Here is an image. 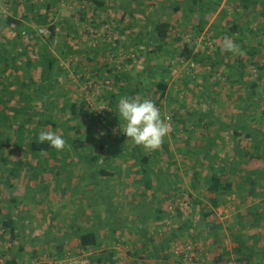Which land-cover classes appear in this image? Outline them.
Listing matches in <instances>:
<instances>
[{"label": "rangeland", "instance_id": "obj_1", "mask_svg": "<svg viewBox=\"0 0 264 264\" xmlns=\"http://www.w3.org/2000/svg\"><path fill=\"white\" fill-rule=\"evenodd\" d=\"M95 1L103 6H97L89 0H0V53L8 57L5 63L0 58V95L4 92L0 111L9 114L13 106L40 105L33 93L32 101L23 102L20 99L21 92L31 93L32 88L19 85L27 84L28 80L21 71L10 65L14 55L18 56L17 60L25 59V56L19 57V54L26 43L31 45L36 42L34 49L37 51L39 46L46 45L48 56L56 59L52 71V79L56 84L52 93L59 94V101L60 98L67 97L75 104H86L81 109L82 114L76 119L77 122L83 119L81 134L85 132L87 135L84 134L82 140L85 145L91 139L96 141L94 153H98L101 140L113 146L111 154L106 157L102 155L94 169L105 168L114 174L107 177L109 180L98 175L95 176L96 179L93 178L89 172L92 165L79 156L85 155V151L75 152L72 147H66L57 153L56 159L34 154L28 147L31 138L27 134L20 136L16 124L12 122V126L5 127L0 125V206L14 196L20 200L17 204H20L19 209L22 210L15 217L14 206H2L3 213L10 209L16 218V224H22V228L16 231L21 238L16 239L14 244H11L8 232L0 228V264H6L16 254L15 264H89L86 257L92 252L85 254L80 250L72 229L97 223V216L93 215H104L103 209L106 208L116 209L118 212L120 204L125 207V213H121L122 218L131 219L136 213L130 211V208L139 206L135 205L137 202H149L147 209L163 208L170 212L169 217L162 221L149 220L145 223L149 234H169L180 226L181 222L178 223V220L187 218L191 221L188 232L172 239V263L189 264V261L180 257L187 250L192 255V264H223L232 260L220 249L224 248L230 231L242 232L235 225L237 221L233 225L231 220L238 218L242 209L247 206L238 195L247 193L249 185L238 189L233 187L228 195L221 194L219 200L223 202L204 221L199 212L202 206L193 204V198L202 200L206 207L210 206L202 198V179L216 173L221 167L233 168L232 175L225 176L226 180H232L234 186L237 178L247 180L254 177L250 172L264 171V160H254L252 156L255 154L250 146L252 141L258 140L254 137V132H264V0H251L247 8H243L246 3L244 0H217V5L216 0H203L202 7L207 9L213 5L211 13L200 7H193L188 11L185 7L188 6L187 0ZM47 4L51 5L46 7ZM30 5H33L32 10H28ZM177 6L180 8L175 10ZM129 9L136 11L130 14ZM37 16H46L47 21L38 22ZM149 16L153 19L160 16L161 21L169 24L167 35L171 40L164 47L166 52L154 54L155 45L147 43L145 17ZM7 17L20 20L22 25L19 29L13 24L4 25ZM202 21H205L204 27L199 32L198 23ZM233 25L238 32L236 30L234 34L228 35L229 28L234 27ZM48 27L54 28L49 42L47 40L50 36L38 35L39 29L47 30ZM24 28L37 33L36 40L29 39ZM224 36L240 45L245 55L222 51ZM241 40L245 42L242 43ZM250 40L258 48L253 57H250L248 50H244L252 43ZM11 41L12 45L8 44ZM134 42L138 46L129 49V43ZM115 43L125 44V49L120 47L113 53L109 46ZM104 46L105 50L102 51L100 48ZM32 48L30 46L28 49L29 57L34 59L35 51ZM92 49L98 51L93 54ZM1 50H7V53ZM140 52L144 54L141 55ZM87 57H93L92 61H88ZM144 59L148 62V67L143 63ZM235 60L242 61L241 74L228 77L227 73L233 70L230 66L235 67ZM106 63L108 65L105 67ZM33 76L35 82H38V71ZM117 77L120 79H116ZM160 80L166 84L163 94L156 89V83ZM251 84H255L253 89H250ZM122 89L125 90L122 92ZM111 94L116 96L113 99L115 105L109 103ZM122 96L151 99L161 110L162 117L172 118L169 121L172 131L159 150L149 151L142 146L138 148L143 156L150 158L149 168L153 173L149 178L155 180L159 176L162 180L166 175L163 181L165 178L172 180L171 186L175 187L179 197L176 195L172 199H166L165 194L158 192V196L163 198L162 202L150 203L151 192L148 191L143 196V185L134 182L141 175L133 173L139 168L135 159L137 154L131 152L136 145L123 133L124 121L120 118L117 107ZM54 105L57 108L53 110L52 120L57 122L56 127L62 126L61 122L69 118L70 114L60 110L61 103L58 101ZM37 120L38 117H33L31 128ZM75 121H69V125ZM221 123L232 128H225ZM49 128L52 130V126L43 124L39 131ZM61 129L58 127L53 131L61 135ZM233 131L237 132V136ZM73 133L70 132L69 135L74 140L81 136ZM246 133L251 136L246 137ZM212 141L214 144H210ZM261 149L263 148L258 149L259 153L264 152H260ZM246 152L249 157L244 155ZM41 160L46 164L39 162ZM20 161L23 165L11 174L14 164ZM62 161L70 165L69 170L57 175ZM26 164H40L46 169L33 178ZM195 174H198L196 181L200 184L192 183ZM41 182L49 185L47 190L38 185ZM192 185H195L194 189ZM37 186L40 188V195L35 202H31L28 200L29 195ZM94 188L101 191L102 196H107L112 190V202L104 201L105 198L101 199L103 201L92 198L90 193L96 191ZM89 191L91 192L87 194ZM160 191L163 192L162 189ZM125 192L131 195H120ZM251 197L259 202L253 206L258 211L263 210L264 203L261 205V202H264V179L257 183ZM89 204L93 205L89 207ZM178 211L181 216L177 218ZM18 217L22 218L21 222L17 220ZM124 223L126 227H116L115 231L110 230V227L99 230L100 239L105 245L102 247L114 251V258L119 264H130L132 261H136V264H155L154 260L146 257L142 260L132 257L138 235L130 221L126 219ZM241 223L243 226L248 222ZM207 224L212 226L210 233L213 238L205 236L206 232L203 230ZM22 236L25 238L22 239ZM47 240L50 241L49 244L43 242ZM60 242L63 244H59L62 254L57 255L55 246ZM34 245L42 248V252L38 257L31 258V247ZM10 246H13L11 254L5 253ZM19 246H23L22 253L16 252ZM219 255H224L222 262L216 263L215 259Z\"/></svg>", "mask_w": 264, "mask_h": 264}, {"label": "trees", "instance_id": "obj_2", "mask_svg": "<svg viewBox=\"0 0 264 264\" xmlns=\"http://www.w3.org/2000/svg\"><path fill=\"white\" fill-rule=\"evenodd\" d=\"M90 2H93L95 4H97V6H103L102 3H99L95 0H89ZM245 6L243 8H247L248 5L250 4L251 0H244ZM188 6H185L187 9H189L188 11H191V9L193 7H197V8H202L204 11H208V13H211L210 11H212L211 9H213V5L210 6V8H204L202 7L203 4V0H187ZM218 4V1L216 0V5ZM51 4H47L46 7H49ZM200 5V6H199ZM180 6L175 7V10H178ZM216 7V6H215ZM29 9H33V5L28 7ZM130 14H132L134 11L136 10H131L129 9ZM142 13V12H141ZM25 18V17H24ZM145 23H146V27H147V43L150 44H154L156 47V51H153L154 54L157 53H161V51L166 52V50H164V47L167 45L168 40H171L170 37L167 35L168 29H169V24L166 23L165 21H161V17H157L155 19H153V17L149 16V17H145ZM37 20L38 22L41 23H45L47 21V17L46 16H37ZM0 23H2V21L0 20ZM4 25H16V29H19V27L22 25L21 21L18 19H15L13 17H7L6 21H4ZM205 21H202L200 23H198V31L201 32ZM234 27L229 28L228 31V35H232L235 33V31L238 29L237 27H235V25H233ZM25 33H27L29 35V39L31 40H36V37L39 35L41 37L40 34L37 35V33H33L32 30H30L29 28H24ZM48 30L50 31V37L47 40V42L51 41L50 39H52L53 37V33H54V28L53 27H48ZM254 35V34H253ZM17 36L20 37V35L18 34ZM144 39V37H143ZM146 39V38H145ZM146 41V40H143ZM252 43L248 44L247 47L244 48V46L242 47V49L244 48V50H248L249 53L251 54L250 57H253L257 52V46L256 44H254V42L252 40H250ZM242 42V40H241ZM245 40H243L242 43H244ZM11 43V44H10ZM33 43V41H32ZM145 43V42H144ZM157 43V44H156ZM8 44L12 45V41L9 42ZM26 47L23 49L22 52H20L21 54H19V57L21 56H25V59H18V56L14 55L12 57L13 62L10 65L13 69L15 70H19L21 71L24 75L25 78L28 80L27 84H19L21 87H31L32 88V92L31 93H24L21 92L20 94V99L24 102L26 100H30L32 101L33 98H31L32 93L35 96V99H37V101H39L40 105L38 104H34L33 107L29 106V105H25L22 106L21 105H17V106H13L12 108H10L11 113L9 114H3L2 111H0V125H2V127H5V125L8 126H12V122L14 124L17 125V131L19 132V135L22 136V134H27V136H29L30 139V143L28 145L29 150L31 152H33L34 154H43V155H48L51 156L53 159H56V155L57 153H59L58 151H56L55 149L50 148V146L47 144V142L45 143H40L38 141V136H39V128L41 125L43 124H47L52 126V130L61 127V135L64 139H66L67 144L72 147V150L75 152H79V151H85V155H79L81 157L85 158V161L89 164L92 165V169L89 171L92 175L93 178H95V176H100V177H104L105 179H107V177H111L112 175H114L111 172H108L105 170V168H101L99 170L94 169L95 166L98 164L97 162L100 160V157L102 155H104V157L108 156L109 154H111L110 151H112V147L109 144H106L103 142V140H101V142L99 143V147H98V153H94V142H96L95 140L91 139L90 143L85 145V143L82 140V137L84 136L85 132L81 134V123L83 122V119H81V121L77 122L78 120H76L81 114V109L84 105L83 103L80 104H75L73 102H70V99L67 97L64 98H59L57 99V95H54L53 90L55 88V84L56 82L52 79L53 76V67L55 65V61L56 59L52 56H48L47 52H46V45H42L39 46V49L37 51V49H34V46H36V42L34 44H28L26 43ZM9 45V46H10ZM38 45V44H37ZM115 45V46H114ZM114 45L109 46L110 50L113 51V53H115L117 50L120 49V47H122L123 49H125V44L121 45L115 43ZM260 45V44H257ZM30 46H33V50L35 52H33L35 54L34 59L29 57V53L30 51L28 50ZM131 48H135L138 46L137 42L134 43H129L128 45ZM113 48V49H112ZM102 49V51L105 50V46L104 48H100ZM2 52L4 51V53H7V50H1ZM91 51L97 52L98 49H92ZM141 55H143L144 53L140 52ZM146 52V56H147ZM230 54V52H229ZM112 55V54H111ZM145 56V57H146ZM94 57V56H93ZM93 57H87L88 61H92ZM0 58L1 61L5 63V61L7 62V58L5 55H2L0 53ZM242 61L239 60H235V67L234 66H230L231 70L229 73H227V76H240L241 74V70L240 67L242 66L241 64ZM146 65V67H148V62L144 59V62ZM108 64L106 63L104 66L106 67ZM38 71V76H39V80L38 82H35L34 78V72ZM163 73V71H161ZM116 79H120L119 77H117ZM137 86H139L138 84H136ZM252 85V86H251ZM250 85V89H253L255 87V84H251ZM252 87V88H251ZM156 89L160 91L161 94H163V92L166 90V84L163 82V80H160L156 83ZM125 89H122V92ZM63 94V93H62ZM2 95L4 96V92H1V98H0V102L2 103L3 99H2ZM64 95V94H63ZM116 96L114 94H111L110 97L108 98L109 103L115 105V101L113 99H115ZM59 102L61 103V107L60 110H65L68 111L70 114V117L67 118L66 120L62 121L61 124L62 126H58L56 127L58 124L57 122H53L52 117H53V110L55 108H57L54 104L55 102ZM108 103V102H107ZM24 105V104H23ZM59 106V105H58ZM86 111V110H85ZM33 117H38V120L36 122V124L34 125L33 128L30 127V123L33 119ZM117 117V116H115ZM71 120H76L74 122V124L69 125V121ZM170 120H172V118H170ZM53 123V124H52ZM222 126H225V128H232L230 125L226 126L225 124L221 123ZM245 127V126H243ZM73 133V134H80V137L75 138V140L73 138H71L72 136L69 135V133ZM234 135L237 136V132L233 131L232 132ZM255 136L258 140L257 141H252V144L250 146H252L253 151L255 156L253 155L252 157L255 158L254 160L256 161H260L261 159L264 160V152L259 153L258 149L261 147L263 149L260 150L264 151V132H254ZM87 134H85L86 136ZM251 134L250 133H246V137H250ZM260 139V140H259ZM97 146V143H95ZM210 144H214V142H210ZM44 150L46 151L45 153H42L41 151ZM141 149L138 148V146H135L131 152L133 154H137V157L135 156V159L137 161V164L139 165V168L136 169L133 173L134 175H141L140 179L135 180L134 182L136 183H140L143 185V193L142 195L144 196L146 192H151L150 197V203H154V202H162L161 199H163L162 197L158 196V192H160L161 194H165L166 199H172L173 196L179 197L180 194L177 193V191H175V187H172L171 184L172 180H168L167 178H165V181H163L164 177L166 175H164V177L162 178V180L159 178V176H157V178L155 177V180H151V178H149V176L153 173V170L149 168V161L150 158L147 156H143V154L140 151ZM130 152V153H131ZM80 153V152H79ZM78 153V154H79ZM116 153V152H115ZM114 153V154H115ZM261 154V156L259 155ZM246 157H249V154L246 152L244 154ZM64 158V157H63ZM251 159V158H250ZM39 162H42L44 164H46L45 161L41 160ZM23 162L20 161V163H15L14 164V168L11 169V174H14L16 172V170L18 169L19 166H22ZM26 168L29 169V174L32 175L33 178L37 177L40 175V171H44V167H41L40 164H38L37 166H30V164H26ZM70 165H68L65 161H62L61 165L59 166V172L57 173V175L59 174H64L69 170ZM225 167H221L219 168V170L216 173H211L209 176H206L205 178H203V188H204V192L202 193V198H204L205 200H207V202L209 203L210 206L206 207V204H202V200L200 199H195L193 198V204L195 205H199L201 204L202 208L199 210V212L201 213L200 215H202L200 218L203 219L204 218H209L210 215L213 213L214 209H216L223 201L219 200V197L221 194H230L232 192V188H233V183L228 180H226V176L228 175V168ZM264 171L262 172H250L251 175L253 174L254 177L253 178H247V180H244V183H247L249 185V189H248V195L252 196L254 195V191H255V186L257 185V183L260 181V179H264ZM197 173V172H194ZM119 174V173H118ZM198 174H195L193 176V181L192 183H199L200 182L197 180L196 181V176ZM97 176V177H98ZM168 177V176H167ZM96 179V178H95ZM246 179V178H245ZM109 180V179H107ZM154 183V185H153ZM242 184V183H241ZM41 187H43L44 190H47L49 185L45 184L44 182H41V184H38ZM156 186V187H155ZM242 185H239V187L241 188ZM163 190V192H161V189ZM195 188V185H192V189ZM102 192L104 191V187H102ZM96 189L94 188V191ZM153 190V191H152ZM177 190V189H176ZM91 191L87 192V194H89ZM106 192V191H105ZM40 193V188L39 186L36 187V190H34L33 192L30 193L28 200H30L31 202H35L36 198L39 197ZM182 194V193H181ZM92 198H95L98 201H103L101 200L102 198H105V200H110L113 198L114 196V192L112 190H110L107 193V196H102L101 195V191L99 192L98 190H96L95 192L90 193ZM191 195L189 194V197ZM174 198V197H173ZM191 198V197H190ZM19 199H17L16 197L12 196L8 202L2 206H5L6 208H8L10 205V207H15L16 208V216L17 217L22 211L19 209L20 204L19 203ZM23 201V199H22ZM94 202V201H93ZM95 203V202H94ZM106 203V202H105ZM149 202H145V203H136L135 205H139V206H133L132 208H130V206H128L127 204L125 206H128L130 208V211L136 213L135 216L131 219L128 218H122L121 213H125L124 206H120L122 204L119 205L120 207V212H116L115 210H110V208L107 210L103 209V214H95L93 216H97V223L91 224L88 227L85 228H81L79 226L74 227L72 229L73 231V236L74 238L77 240L78 242V247L80 248V250L82 252H85V254H87L88 252H92L91 255L87 256L86 258L89 260V264H119L117 263L116 259L114 258L115 252L111 251L107 248H103L102 246H105L102 242V239H100V235H99V230H103L105 227L109 228L112 231H115L117 228H122L123 226L126 227L125 223L126 219L127 221H130V223L132 225H134V230L136 231L135 233H137V239H136V243L134 246L135 251L132 254V257L137 258L138 260H142L145 257L148 259H152L155 261V264H178V263H172L170 261V257H171V252H170V244L173 243L172 239L174 240V238L179 237L182 233H186L188 232V227L190 226L191 221H189L187 218L185 219H181L178 220V223H180V226H177L173 232L169 233V234H165L164 232H162V234L155 232V234H149V231L146 228V222L149 220H153V221H162L164 218L166 219L167 217H169L170 212L165 211L163 208H151V209H147L146 205ZM93 205V204H89V207ZM107 205V203H106ZM129 205H131L129 203ZM2 206H0V228H2L4 231L8 232V237L9 240L11 242V244H14L16 239H18L19 237L21 238V236H19V233L16 232L18 230H20L22 228V224L19 223V225L16 224V218H14V216L12 215V212L10 211V209H8V211L4 214L2 211ZM194 209H192L193 211ZM106 211V212H105ZM167 212V213H166ZM257 212V211H256ZM129 214V213H127ZM126 214V217L128 216ZM178 216H181V212L178 211L177 214V218ZM171 217V216H170ZM176 217L173 219V221L176 219ZM238 221L242 222V217H238ZM18 221L21 222L22 218L18 217L17 218ZM165 223V222H163ZM256 225L259 224V222L255 219L254 222ZM157 225H159L157 223ZM163 224H161L162 226ZM108 226V227H107ZM117 227V228H116ZM157 228L160 226H156ZM219 227H221L219 225ZM95 228V229H94ZM204 232H206V237L210 238V237H214L210 231L212 232V226L210 224H207V226H205V229L203 230ZM202 231V232H203ZM188 235H190V232L188 233ZM25 236H22V239H24ZM235 240H237V238H235ZM216 242V240H214ZM45 244H49V240L47 241H43ZM25 243L29 244L28 240H25ZM33 244L32 239L30 240V245ZM63 245L61 242L58 243V246H55V253L57 255H61L62 252V247L61 245ZM237 251L236 252H241V250L244 248V243L242 241L237 240ZM102 247V249H101ZM31 254L30 257L31 258H35L39 256V253L42 252V248L39 249V247H36L35 245L33 247H31ZM13 250V246H10L5 253H9L11 254V251ZM23 251V246H19L17 248V253H22ZM4 252V251H3ZM226 255V253H223ZM51 255V254H50ZM224 255H219L218 257H216L215 262L216 263H221L222 259H223ZM17 257L13 256L11 257V260L7 261L6 264H15V259ZM180 257H183L182 255ZM85 258V259H86ZM161 261V262H160ZM236 261H241V262H245L246 264H248V262L244 261V259L241 258H237ZM136 261H132V263L130 262V264H136Z\"/></svg>", "mask_w": 264, "mask_h": 264}, {"label": "clouds", "instance_id": "obj_3", "mask_svg": "<svg viewBox=\"0 0 264 264\" xmlns=\"http://www.w3.org/2000/svg\"><path fill=\"white\" fill-rule=\"evenodd\" d=\"M221 50L234 55H245L240 45L228 36L223 37ZM117 107L119 116L124 121L123 133L134 145L142 146L149 151H156L162 147L165 138L172 131V126L168 119L162 117L161 110L153 100L122 96L118 100ZM113 131L115 133L116 129ZM38 141L40 143L47 142L50 148L58 152L70 147L66 139L51 128L41 130ZM41 152L45 153L46 151L42 150Z\"/></svg>", "mask_w": 264, "mask_h": 264}, {"label": "crops", "instance_id": "obj_4", "mask_svg": "<svg viewBox=\"0 0 264 264\" xmlns=\"http://www.w3.org/2000/svg\"><path fill=\"white\" fill-rule=\"evenodd\" d=\"M227 172L228 174L232 175L233 168L228 169ZM229 180L232 181L231 179ZM239 185H242L241 188H244L243 186L247 185V183H244V178L240 180L237 178V184L235 186L233 184L234 189L240 188ZM120 195L128 196L131 194L125 192L120 193ZM238 197L242 200V203H247V206L242 209V214L239 216L242 217L243 224L246 222L248 223L247 225L241 226L242 223L241 221H238L239 218L232 219V224L234 225L237 221V224L235 225L237 228L239 226L238 229H241L242 232H238V230H236V232L230 231V235H227L228 239L225 242V250L222 247L220 251L226 252L227 258H230L232 260H237V258L242 257L244 261L248 262V264H264V209H260L258 211V208L256 209L253 206L258 204L259 202L257 203L254 199H251L252 197L248 195V191L247 193L245 192L243 195L241 193L240 196L238 195ZM262 203L264 202H261V205ZM255 219L259 222V224L256 225L255 223H253ZM233 225L231 227H233ZM244 226L246 227L244 228ZM235 238H237L238 242L242 241L244 243V248L239 253L236 252L238 250V245L237 240H235ZM211 244L209 243V245ZM218 247L220 248V245H218Z\"/></svg>", "mask_w": 264, "mask_h": 264}, {"label": "built area", "instance_id": "obj_5", "mask_svg": "<svg viewBox=\"0 0 264 264\" xmlns=\"http://www.w3.org/2000/svg\"><path fill=\"white\" fill-rule=\"evenodd\" d=\"M38 33L42 36H50V31L47 29H39L38 30ZM166 119H168V121H170V117L167 116ZM190 251L187 250V251H184L182 255L183 256V260L184 261H189L190 263L189 264H192L191 262H193V258H192V255H189ZM186 264V263H185ZM223 264H246L245 262H241V261H236V260H228L226 262H224Z\"/></svg>", "mask_w": 264, "mask_h": 264}]
</instances>
